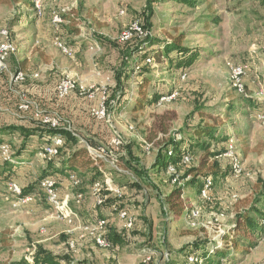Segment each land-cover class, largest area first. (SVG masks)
<instances>
[{
  "label": "rangeland",
  "instance_id": "rangeland-1",
  "mask_svg": "<svg viewBox=\"0 0 264 264\" xmlns=\"http://www.w3.org/2000/svg\"><path fill=\"white\" fill-rule=\"evenodd\" d=\"M136 23L142 32L130 30ZM3 31L15 48L0 74V126L31 127L41 122L35 115L38 108L76 131L80 147L89 145L102 163L99 181L104 187L99 195L111 191L105 189L106 181L122 191L118 202L135 222V239L107 248L96 242L99 235H122L125 221L119 216L121 208L99 207L98 191L92 187L95 171L79 175L78 185L69 183L66 174L54 176L59 194L70 195L75 213L72 223L59 217L38 187V179L49 174L42 172L48 163L39 156L40 142L30 137L27 163L13 172L14 180L8 182L0 175V264L32 258L36 245L68 254L81 264L183 263L182 252L194 242L221 246L223 236L237 229L241 212L252 207L264 212V201L257 202L264 192V0H197L196 6L183 0H0V41ZM128 31L133 33L124 41ZM175 37L181 38L183 47L198 50L201 56L194 65L181 70L162 56L158 62L144 59L149 47L163 51L165 41ZM142 42L145 50H130ZM118 46L128 47L124 60ZM23 61L27 63L22 68L24 78L16 79ZM231 64L247 66L241 87ZM117 69L122 72V87L116 86ZM144 77L150 78L148 101L154 95L164 96L133 110ZM63 78L74 80L77 87L71 95L57 98L55 87ZM82 86L94 90V98L83 94ZM102 99L106 116L99 120L92 109ZM25 102L27 111L20 107ZM227 106L232 110L218 115ZM208 121L228 137L217 151L224 154L228 143L233 145L231 156L220 158L231 167L236 161L242 172L217 178L202 197V191L189 184L194 176H185L187 167L174 175L154 162L161 140L187 139L195 127ZM90 136L103 145L101 149L89 144ZM118 137L121 143L113 146ZM23 140L24 135L15 132L3 141L16 155ZM200 158L199 152L194 160L187 159L189 166H199ZM3 167L0 163V170ZM197 178L202 181L203 176ZM6 181L18 184L22 197L30 195L23 194V187L36 185L32 192L36 199L14 205ZM184 185L185 207L192 210L185 217L161 204ZM102 220L106 224L100 227ZM259 221L262 228L249 234L246 244L236 252L231 246L230 264H264V216ZM72 240L74 247L69 245Z\"/></svg>",
  "mask_w": 264,
  "mask_h": 264
},
{
  "label": "trees",
  "instance_id": "trees-1",
  "mask_svg": "<svg viewBox=\"0 0 264 264\" xmlns=\"http://www.w3.org/2000/svg\"><path fill=\"white\" fill-rule=\"evenodd\" d=\"M184 2L188 3L191 6H196L197 0H183ZM152 11V10H151ZM149 39L147 36L146 40ZM125 41V40H124ZM150 42V41H149ZM149 42L147 44H149ZM143 43L141 45H138L136 47L131 48L130 50H133V52H139L142 49ZM120 45V44H119ZM152 46V45H150ZM164 49L163 51H158L157 49H152L149 47V51L146 53L144 52V59L158 62L160 61V58L162 56L163 59L167 58L166 60H172L175 61L178 64V67L181 70H185L188 67H191L194 65L196 61L200 59V53L198 50L192 51L191 49L187 47H183L181 43L180 37H175L173 39H169L165 41V43L162 46ZM128 47H122L118 46V51L121 52V58L122 60L125 59V57L128 55L129 51L127 49ZM127 49V50H126ZM145 50V49H142ZM120 55V54H119ZM158 58V60H157ZM26 61H23L20 63L19 68L17 71H23L25 72L23 66H27ZM22 64V66H21ZM174 64V63H173ZM118 70V69H117ZM3 70L0 71V74H2ZM142 74V73H139ZM122 72L116 71V86L122 87L121 85V78ZM140 76V75H138ZM150 78L144 77L143 83L141 85L142 89H140L138 93V100L134 103L132 109L133 110H140L143 109L146 104L150 103H157L160 98L164 95H154L152 100L148 101L146 94V86L147 83H149ZM58 85V84H57ZM57 86L55 87V95L57 98ZM73 92V91H72ZM71 92V93H72ZM31 94L34 92H30ZM71 93L69 95H71ZM68 95V96H69ZM116 96V95H115ZM67 97V96H66ZM35 102L37 100H34ZM148 102V103H147ZM204 107H198L197 110H201ZM226 109L224 111H217L218 115L228 113L231 111V107H225ZM205 109V108H204ZM202 117H206V111H201ZM101 120V119H99ZM62 121L60 122V126L58 127H51L47 124H43L42 122L38 121L37 123H34L33 125L26 126L24 124L22 125H16V124H9L6 126H0V142L6 143L3 140L13 134L19 132L24 135V140L22 142V147L19 149L16 155L14 157L18 160V164L11 163L6 160L0 161L3 167V169L0 170V175L3 178H8V182L14 180L12 178V174L14 171H17L21 167H23V163L19 164V162H26L27 161V155L29 152V149H26L27 139L30 137H35L37 141L40 142V145L43 147L45 145L52 144L53 137L57 134H60L63 137V144L59 147V155L55 158L48 159L47 160V167L44 168L45 171H42L43 173H49L46 174L43 177H40L38 179V187L41 188L40 182L43 179H53L56 184V188L59 192L60 187H58V180L54 176H60L59 174L65 176L67 175V181L69 183H73V179H71V176H74L76 180L78 181L77 185L82 183L81 178L79 175L85 176L89 172H94L96 175L95 181L92 183V187L97 183L100 182L99 179L104 173V170L102 168V163L99 161L96 155L92 154L89 145L88 146H81L80 147V141L77 136L76 131H70L68 128L63 126ZM89 144L92 147L101 149L103 145H101L96 137L90 136L88 138ZM228 141V137L226 134L220 129V127L211 121H208L204 123V125H199L198 127H195L194 132L188 137L187 139H176V137H172L169 139H163L161 140L159 146H158V152L155 158L154 166L159 169H164L168 173L169 167L172 166L175 169L174 175L177 173L176 171L181 167H187L185 171V176L193 175L194 178L189 180V184L194 186L195 188H198L200 193L204 189L206 180L208 178L212 179V186L210 189L213 188L214 182L217 178L225 177L230 172L233 173V168L231 167L230 163H227L226 160L223 158H220V156H224V154L220 151H217V148L220 147L224 142ZM9 144V143H8ZM229 144V143H228ZM115 146V144H112ZM117 146V145H116ZM229 146V145H228ZM73 147V148H72ZM228 149V147H227ZM226 149V151H227ZM225 151V152H226ZM129 152H131L129 150ZM201 153L200 158V165L197 167H190L188 164L190 161L194 160V158L198 155V153ZM33 153H31L32 155ZM67 157H63L66 156ZM27 163V162H26ZM24 163V165L26 164ZM18 168V169H17ZM17 169V170H16ZM80 170V171H79ZM138 174L143 175L142 172L137 171L134 169ZM79 174H78V173ZM172 174V173H170ZM234 174V173H233ZM203 176L202 181H200L197 177ZM98 178V179H97ZM6 181V182H7ZM64 179L61 178V184L64 185L65 182H63ZM7 182V184H8ZM68 183V182H66ZM101 183V182H100ZM104 184V183H103ZM184 187H177L176 189L172 190L171 193L167 196H165L164 200L161 199V204L165 206H169V208L177 215H192V210L187 209L186 210V199L184 194ZM8 187V185H7ZM36 185L34 184H28L26 187H23V194H31L33 190L35 189ZM9 188V187H8ZM210 191V190H209ZM208 191V194H209ZM6 192L10 194L9 189H6ZM83 194V191H80L76 194ZM103 194H105L104 201L99 204V207H111L114 210H117L118 208H121V210L127 211L126 208H122V206L118 202V195L111 191H103ZM65 194L61 193L59 196L61 198L64 197ZM202 196V194H201ZM203 197V196H202ZM262 199L258 200L257 202L264 201V192L261 193ZM119 204V205H116ZM128 212V211H127ZM129 214V213H128ZM261 216H264L263 209L261 207H252L249 211H244V213H240L238 219H237V229L234 232H227L226 235L223 236V244L221 246H217L215 243L213 244H203V243H197L194 242L192 245H190L187 249H184L182 254H184V262L183 263H176V264H230L231 263V255H230V248L231 246L234 247L235 252L239 250L240 246L243 244H246L249 234H256L259 230V228H262V223H260L259 218ZM125 232L122 235H118L116 233H110L109 235L105 236V240L109 243V247L111 245H121L124 241H128L131 239H135L133 235V231L135 230V222L133 224L132 228H126L124 227ZM5 240V239H4ZM253 246V244L251 245ZM35 252L32 257V263L33 264H81L82 262L77 261L73 259L68 254H57L53 251L46 249L42 245H36L35 246ZM194 257L196 261H190V257ZM171 262V261H170ZM14 264H31V261H29L26 258H22L20 261L15 262Z\"/></svg>",
  "mask_w": 264,
  "mask_h": 264
},
{
  "label": "built area",
  "instance_id": "built-area-1",
  "mask_svg": "<svg viewBox=\"0 0 264 264\" xmlns=\"http://www.w3.org/2000/svg\"><path fill=\"white\" fill-rule=\"evenodd\" d=\"M54 20L58 21L59 19L56 16ZM130 30L142 32L141 27H139V25L137 23L132 25ZM132 33L133 32H131V31L124 33L123 40L129 39L131 37ZM1 35H2V39L0 41V71H2L4 69L5 61L8 57V55L15 48L14 42H12L11 40H9L7 38V32L6 31H3L1 33ZM63 50H64V52H66L68 54H72V50L69 49L68 47H63ZM230 67H231L235 81L241 87L242 86V79L241 78L247 74V66H245V65H232L231 64ZM24 75L25 74L23 71H21V70L17 71L16 79H23ZM76 87H77L76 82L74 80H72L70 78H63L61 81H59V83L57 85V89H56L57 95L59 98H65ZM81 92L89 98H94V96H95L94 90L86 89L83 86L81 87ZM262 96H264V93H262ZM103 105H104V100L102 99V101L99 102V105L97 107H95L94 109H92V113L98 119H104L106 116L105 107ZM20 107L27 111L29 108V103L25 102ZM35 115H36V117L41 118V122L43 124H47L51 127L60 126L61 121H60V119H58V117H56V116L50 117L49 115H44V114H42V111H40L38 108L36 109ZM261 119L264 122V114L261 116ZM120 143H121V140L119 139V137L117 139H113V144L118 146ZM62 144H63V137L60 134L55 135L53 137L52 144L43 146L40 153H39V156L43 160H48V159H52V158L57 157L59 155V147ZM232 152H233V145H232V143H229L228 149L224 153V156L230 157ZM0 154H1L2 159L9 161L11 163H14V164H18V160L14 157V153H12L11 147L8 143H1L0 142ZM22 163L24 164L26 162H19V164H22ZM232 168H233V173L235 176H238L241 174L242 168H241L240 164L237 163L236 161H234V163L232 164ZM169 172L173 174L175 172V169L172 166H170ZM71 179H73L74 184L78 183V181L76 180V178L74 176H71ZM212 183L213 182H212L211 178H208L206 180L204 189L202 190L203 196L208 195V191L210 190ZM40 186H41V189L45 192V195H46L48 201L51 203V205L58 212L59 217L66 219L69 223H72V221L75 218V213H74V211L70 205V202H71L70 195L67 194V195H64L63 198H61L59 196L58 190L56 188L55 181L53 179H50V178L41 180ZM8 187H9V191H10L11 195L15 198L14 205L20 204L22 201H23V203H26L28 201H32V200L36 199L37 195L34 193H31L30 195H27L24 197L20 196L19 195V194H21L20 187L15 182L8 183ZM103 187H104V185H102L99 182H97L94 185V191H98L97 201L99 204H101L104 201V198L99 195V192L102 190ZM105 189H108V190L115 192L118 196L122 195V191L119 188L112 187L111 183H109L107 181H106ZM76 197H78V199H80L81 194L77 195ZM119 216L121 219H123L125 221L124 227H126V228H132L133 227L134 221H133V219H131L129 217L127 211L121 210L119 212ZM104 224H106V221H104V220L99 222L100 227H103ZM96 242L101 247H104V248L109 247V243L105 240V238L102 235H99L96 237ZM69 245L71 247H74L75 242L72 240L69 242ZM189 259H190V261H196V259L193 256L190 257ZM28 260L31 261V264H33L32 258H30Z\"/></svg>",
  "mask_w": 264,
  "mask_h": 264
}]
</instances>
